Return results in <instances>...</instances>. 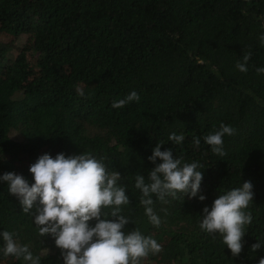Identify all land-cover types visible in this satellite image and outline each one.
Segmentation results:
<instances>
[{
	"label": "trees",
	"instance_id": "1",
	"mask_svg": "<svg viewBox=\"0 0 264 264\" xmlns=\"http://www.w3.org/2000/svg\"><path fill=\"white\" fill-rule=\"evenodd\" d=\"M261 33L264 0H0V35L29 36L17 52L0 39V174L31 182L28 169L40 155L90 151L128 187L123 214L135 223L127 230L139 228L161 245L141 264H258L264 247L251 246L264 240V74L255 70L264 66ZM245 54L248 70L240 72ZM133 90L139 102L111 107ZM221 123L234 129L224 137L223 157L203 142ZM16 132L22 140L11 137ZM172 132L183 133L184 142L167 141ZM159 141L161 150L200 162L198 196L206 198L154 197L156 227L134 181L154 167L148 157ZM244 181L253 185V219L233 256L199 221L205 206ZM2 230L41 254V264H62L54 238L38 235L6 184ZM0 264L24 262L0 255Z\"/></svg>",
	"mask_w": 264,
	"mask_h": 264
},
{
	"label": "clouds",
	"instance_id": "2",
	"mask_svg": "<svg viewBox=\"0 0 264 264\" xmlns=\"http://www.w3.org/2000/svg\"><path fill=\"white\" fill-rule=\"evenodd\" d=\"M264 46V33L259 35ZM250 54L237 62L240 72H247ZM258 74H264V66L257 67ZM76 92L83 95L81 88ZM140 96L133 90L125 97L113 100L111 107L123 108L130 102H139ZM233 127L221 123L215 131L203 136V142L211 147L214 155L223 157L224 137L231 136ZM183 133H170L167 141L182 144ZM165 142L159 141L148 160L154 164L147 175L136 174L134 188L139 190V204L144 215L156 227L161 223L154 211L155 200L166 202L168 198H198L203 178L199 161L186 162L183 156H173L171 148L161 150ZM192 144L199 147L201 138L192 137ZM159 161V162H157ZM31 182L22 174L12 171L0 174V184H6L8 193L15 195L22 211L31 215L38 228V235H50L61 250L62 264H141L150 253L156 254L161 245L151 235H145L139 228L127 230L129 216L123 214V207L130 204L127 185L122 183L121 173L109 170L105 158L83 151L55 156L44 153L29 166ZM253 185L250 181L239 183L222 191L202 211L199 228L202 232L220 236L233 256L242 250V238L252 222L247 211L253 201ZM0 255L22 259L24 264H41V254H33L27 244H21L15 232L0 231ZM253 252L264 247V240L252 246ZM264 264V258L258 261Z\"/></svg>",
	"mask_w": 264,
	"mask_h": 264
},
{
	"label": "rangeland",
	"instance_id": "3",
	"mask_svg": "<svg viewBox=\"0 0 264 264\" xmlns=\"http://www.w3.org/2000/svg\"><path fill=\"white\" fill-rule=\"evenodd\" d=\"M29 36L28 35H21L18 38L9 36V35H0V39L10 42L14 46V52H17V50L21 49L25 42L28 40ZM12 138L16 140H22V136L20 133L16 132L11 135ZM143 263H145V259L142 260ZM149 264V263H148ZM162 264H171L169 262H163Z\"/></svg>",
	"mask_w": 264,
	"mask_h": 264
}]
</instances>
